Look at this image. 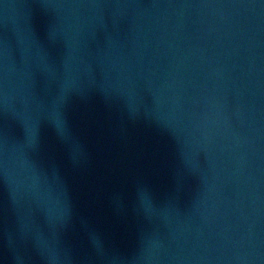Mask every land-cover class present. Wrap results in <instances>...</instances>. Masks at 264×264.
Wrapping results in <instances>:
<instances>
[{"label":"water","instance_id":"95a60500","mask_svg":"<svg viewBox=\"0 0 264 264\" xmlns=\"http://www.w3.org/2000/svg\"><path fill=\"white\" fill-rule=\"evenodd\" d=\"M0 264H264V0H0Z\"/></svg>","mask_w":264,"mask_h":264}]
</instances>
